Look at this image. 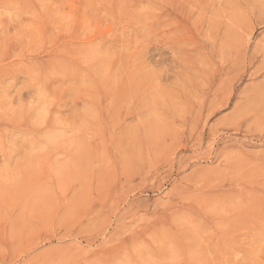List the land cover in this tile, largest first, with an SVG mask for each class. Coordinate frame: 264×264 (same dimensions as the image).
Listing matches in <instances>:
<instances>
[{
    "label": "rangeland",
    "instance_id": "obj_1",
    "mask_svg": "<svg viewBox=\"0 0 264 264\" xmlns=\"http://www.w3.org/2000/svg\"><path fill=\"white\" fill-rule=\"evenodd\" d=\"M0 264H264V0H0Z\"/></svg>",
    "mask_w": 264,
    "mask_h": 264
},
{
    "label": "bare ground",
    "instance_id": "obj_2",
    "mask_svg": "<svg viewBox=\"0 0 264 264\" xmlns=\"http://www.w3.org/2000/svg\"><path fill=\"white\" fill-rule=\"evenodd\" d=\"M20 35V34H19ZM87 54V53H86ZM87 57H88V55H87ZM61 67H63V66H61ZM83 73V72H82ZM85 75V74H84ZM101 78H102V76H101ZM61 186V185H60ZM61 188V187H60ZM60 188H58V189H60Z\"/></svg>",
    "mask_w": 264,
    "mask_h": 264
}]
</instances>
